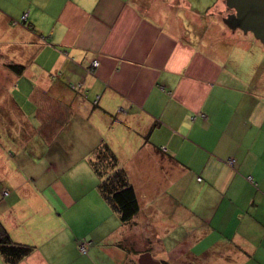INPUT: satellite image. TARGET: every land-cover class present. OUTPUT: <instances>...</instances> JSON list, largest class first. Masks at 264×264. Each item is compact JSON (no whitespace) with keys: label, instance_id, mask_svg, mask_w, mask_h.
<instances>
[{"label":"crops","instance_id":"crops-1","mask_svg":"<svg viewBox=\"0 0 264 264\" xmlns=\"http://www.w3.org/2000/svg\"><path fill=\"white\" fill-rule=\"evenodd\" d=\"M226 7L0 0V114L18 148L51 149L67 142L72 117L96 119L100 143L147 200L138 198V214L123 224L98 181L37 190L28 172L0 166V222L14 242L35 248L17 264H129L135 239H158L149 236L158 217L164 227L187 219L188 254L219 249L229 261L264 264V48L224 24ZM158 198L177 203V214L162 213Z\"/></svg>","mask_w":264,"mask_h":264},{"label":"rangeland","instance_id":"rangeland-1","mask_svg":"<svg viewBox=\"0 0 264 264\" xmlns=\"http://www.w3.org/2000/svg\"><path fill=\"white\" fill-rule=\"evenodd\" d=\"M226 10L228 12L230 11L229 8ZM231 31L238 33L240 30ZM239 33L245 36L248 40L256 42V39L251 33H243L242 31ZM54 76L55 74L52 73V76L50 77L54 79ZM77 84H79V82H76L74 85ZM25 87L27 91L26 93H28L30 86L27 85ZM71 120L73 122V128L71 131H69V133H66V137L63 136V133L61 135L62 140L66 138L67 142L63 141L62 144L56 142L52 145L51 149H42L41 146L37 145L36 149L26 150L23 148H18V139L13 135L11 128L8 127V124L6 128H4V118H2V114H0V166L5 168V164H7V169L10 171L12 170L18 173L28 172V174L31 175V177L28 179L34 180L30 181V184L32 185L31 189L36 188L37 190H41L47 188L48 186L50 187V184L54 183L55 181L68 184L69 189L73 191L87 189L86 187H92L93 184L98 181V179L90 168L87 159L89 155L94 152L101 140V138H98L97 134H95L96 119L93 120V118H86L78 114L75 117H72ZM36 136H41V133H37ZM109 138L111 141L113 140L111 136ZM106 139L107 138H104V140L108 142V139ZM115 151L118 150L115 148ZM64 159L68 160H66L65 163H60L61 160ZM67 162L73 164L67 166ZM69 171L71 173H68ZM7 189L8 188H4V190ZM138 198L140 202L147 201L142 200L141 196H139V192ZM5 199L6 198L3 199V203L5 202ZM157 200L158 205L162 206V213L165 212V208L167 207L171 211L170 214L173 215L174 212L177 214V203L172 207V205L166 201V198H158ZM189 202V198H186L184 204L187 205ZM162 204H166L167 206ZM182 209L186 211L185 208L182 207ZM187 213L189 214V212ZM169 220L172 221V216ZM185 220L187 219H184L182 222H178V224H176L175 219L174 223H170L168 227H164L165 220H161L160 217H158L159 224H157L155 231L153 232L154 234H149V236L155 234L158 235V239L150 238L148 243H146L145 240L143 241L142 239L137 238V241L135 239L134 243H131L134 247L133 249L138 251L135 252V250H132L130 253L132 264H139L138 258L142 254V252L139 251L146 250L152 255L154 260H166L168 264L240 263L239 261H229L225 256V250L217 249L212 251V253L207 252V254H201V256H194V250H191V254L186 253V245H188L189 240L187 238V226L184 228V225H187V221ZM191 225L196 226V222L192 221ZM202 232H204V229L201 228L200 233ZM207 246L208 243L203 239L197 245V250L199 252H204V249H206ZM179 248L180 251H176ZM131 262H129V264H131Z\"/></svg>","mask_w":264,"mask_h":264},{"label":"trees","instance_id":"trees-1","mask_svg":"<svg viewBox=\"0 0 264 264\" xmlns=\"http://www.w3.org/2000/svg\"><path fill=\"white\" fill-rule=\"evenodd\" d=\"M17 74L24 66L7 64ZM90 168L98 179L97 189L101 197L117 213L123 224H129L139 212V202L126 171L105 142H101L88 159ZM34 247L14 242L0 222V256L6 264H17L33 251Z\"/></svg>","mask_w":264,"mask_h":264},{"label":"water","instance_id":"water-1","mask_svg":"<svg viewBox=\"0 0 264 264\" xmlns=\"http://www.w3.org/2000/svg\"><path fill=\"white\" fill-rule=\"evenodd\" d=\"M227 8L234 13L223 19L231 30L251 33L264 48V0H225ZM139 264H162L154 260L150 253L139 256Z\"/></svg>","mask_w":264,"mask_h":264},{"label":"built area","instance_id":"built-area-1","mask_svg":"<svg viewBox=\"0 0 264 264\" xmlns=\"http://www.w3.org/2000/svg\"><path fill=\"white\" fill-rule=\"evenodd\" d=\"M92 65H93V67H96L97 65H98V63L96 62V61H94L93 63H92ZM78 87H74V89H77ZM90 245V243L89 242H87V241H81V242H79L78 243V250H79V252H81L82 254H86V252H87V247Z\"/></svg>","mask_w":264,"mask_h":264},{"label":"flooded vegetation","instance_id":"flooded-vegetation-1","mask_svg":"<svg viewBox=\"0 0 264 264\" xmlns=\"http://www.w3.org/2000/svg\"><path fill=\"white\" fill-rule=\"evenodd\" d=\"M229 10H230V9H229ZM232 13H234L233 10H230V11H229V14H232ZM162 264H163V263H162Z\"/></svg>","mask_w":264,"mask_h":264}]
</instances>
